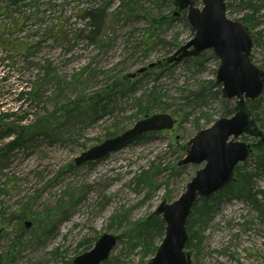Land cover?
<instances>
[{"label":"rangeland","instance_id":"1","mask_svg":"<svg viewBox=\"0 0 264 264\" xmlns=\"http://www.w3.org/2000/svg\"><path fill=\"white\" fill-rule=\"evenodd\" d=\"M107 1L27 0L12 8L23 24L4 30V36L26 50L11 53L0 46V112L16 110V116L28 115L26 123L38 122L27 145L0 162L4 264H70L102 233L118 239L100 264H147L164 227L150 231L144 245L132 239V227L160 218L154 213L157 206L179 197L204 164L178 165L188 141L233 112L235 99L224 98L215 81L219 59L211 50L168 61L194 34L186 11L176 8L174 0H133L120 8L121 0H110L108 12H118L106 16L99 41L91 42L77 10ZM8 2L0 0V32L11 27L3 12ZM225 4L228 18L244 19L252 38L251 62L264 72V0ZM194 5L201 7V0ZM58 27L60 34L55 33ZM76 29L84 32L74 40ZM47 64L54 80L45 81L39 97L18 96L43 76ZM202 87L204 98L194 101L192 93ZM94 95L106 98L96 117L61 118V105L69 102V108L78 104L86 110L97 99ZM254 102L261 116L264 92ZM139 106L149 108L147 115H171L173 127L145 132L99 160L75 165L81 152L143 118ZM44 117L49 121L43 128L39 124ZM256 123L260 128L264 122ZM242 139L251 143L252 153L242 163L251 169L258 139ZM255 187L264 189V177L256 178ZM200 237L196 255L187 249L191 264H264V218L242 201L224 200Z\"/></svg>","mask_w":264,"mask_h":264},{"label":"water","instance_id":"2","mask_svg":"<svg viewBox=\"0 0 264 264\" xmlns=\"http://www.w3.org/2000/svg\"><path fill=\"white\" fill-rule=\"evenodd\" d=\"M201 3L197 7L194 0H174L176 8L186 10V19L194 34L168 61L196 57L204 50H211L219 59L215 81L221 84L222 96L235 98L236 105L231 116L218 118L188 141L186 155L178 165L202 162L204 165L196 170L176 200L162 201L155 209L154 213L161 215L164 223V236L147 264H191L190 253L185 251L186 221L195 200L208 198L232 181L235 167L251 151L250 144L240 139L243 134L261 135L245 104L264 91V73L250 60L251 36L240 21L226 16L224 0H201ZM145 69L140 68L128 77L133 78ZM174 121L167 113L145 115L120 134L81 152L74 163L99 160L145 132L171 129ZM117 238V235L102 233L88 251L73 257L70 264H100L108 258Z\"/></svg>","mask_w":264,"mask_h":264},{"label":"trees","instance_id":"3","mask_svg":"<svg viewBox=\"0 0 264 264\" xmlns=\"http://www.w3.org/2000/svg\"><path fill=\"white\" fill-rule=\"evenodd\" d=\"M109 1L110 0H108L107 2H99V4L85 6L77 10L78 16H80L86 22V37L91 42L99 41L100 31L102 30L106 16L114 14L115 10L108 12ZM26 3L27 0H9L8 4L3 7L4 15L9 19L11 27L6 29L4 28L0 32V46H7L5 49L10 51L11 53L23 52V49L26 50V48L23 47L21 43L12 42L9 38H6L4 36V30L9 31L10 29H12V27H20L23 24L21 18L14 15L12 8L13 6H20V4L21 6H24L26 5ZM128 4H133V0H121L118 8ZM30 5H32L31 2ZM117 12L118 11H115V13ZM243 20L240 21L242 22ZM151 22L154 23L155 19H152ZM83 32L84 29H76L72 38L74 40L79 39ZM55 33L60 34V27H58ZM50 73L51 71L48 68L47 64L45 66V72L43 76L37 78V80L33 83L32 88H27L26 91H20L18 93V96L22 97L23 95H26L28 98L36 100L39 97L40 88L45 83V81L50 79L54 80V78L51 76L52 74ZM117 85L118 84L115 83L113 86ZM204 91L205 88L202 87L192 93L194 96L193 100L196 101L203 99ZM94 98H97V95H94ZM105 99L106 98L104 97L94 99V101L92 102V106L86 110L81 109L78 104H74L73 107L69 108V106L72 105V103L69 102V105H61L58 110L62 112L61 118L63 119H77L82 116V114L90 118H94L98 115V112L101 108L104 109L105 105L103 103H105ZM247 108L249 112H251V115L256 122H264V111L260 116L257 113V110L259 108L255 105L254 101H247ZM139 110L146 115L149 111V108L147 106H139ZM51 117L55 119V117ZM27 118L28 115L26 113L16 116V110L9 113L0 112V143L2 142V144L0 145V162L6 161L12 150L24 145L26 146L27 142L31 140L32 135L34 134L33 129L37 126L38 121L36 123H30V125L26 123ZM5 120H7L8 122H4ZM48 121L49 120L44 117L40 124H38L44 128V126L47 125ZM260 128L262 133L261 137L264 138V123L260 125ZM255 137L258 139L256 145L258 146L259 152L257 155H254L252 168L248 169L244 164H239L235 168L232 181L225 184L219 192L212 196H209L208 198H197L194 202L191 213L186 222V230L188 232L186 249H192L195 252V255L200 250V232L205 226V223L207 222L208 217L211 215L212 211L214 212L219 207V205L224 202V200L231 198L242 201L249 205L253 210H255L260 218H264V189L255 187L256 178L261 176L264 177V140L262 141L259 137ZM7 138L9 139L3 142V140ZM22 214L20 217H22ZM163 227L164 223L162 222L161 218L149 217L132 227V239L144 245L149 239L150 231ZM195 227L198 228L197 231L194 230ZM5 259L1 258L0 256V264H4Z\"/></svg>","mask_w":264,"mask_h":264}]
</instances>
